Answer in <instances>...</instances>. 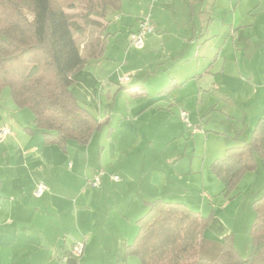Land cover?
I'll list each match as a JSON object with an SVG mask.
<instances>
[{
    "label": "crops",
    "instance_id": "obj_1",
    "mask_svg": "<svg viewBox=\"0 0 264 264\" xmlns=\"http://www.w3.org/2000/svg\"><path fill=\"white\" fill-rule=\"evenodd\" d=\"M246 1L224 0L222 12L218 9L220 0H131L128 8L145 4L153 12L149 14L158 31L160 28H170L165 26L166 13L170 14L172 26L178 27L176 36L182 45L178 54L184 58L196 37L200 40L204 36L206 44L213 43L217 55H220L236 30L264 26V19L256 16L258 13L263 17L264 0H251L255 4L249 11L247 9L246 14L253 18L248 20L239 14L241 8L245 9ZM181 4L186 7V18L182 20L179 17L183 10ZM123 9L124 0L120 11L113 10L116 12V19H121L117 13H121ZM144 15L136 19L134 32ZM131 16L130 13L125 19L128 21ZM129 22H133L132 18ZM109 24L106 32L110 37ZM155 38H162V35L151 34L144 47L146 48L147 43L155 45ZM254 41L262 49L264 33L260 36L253 35L249 40L241 36L231 46L237 51L249 48ZM217 58L225 60L222 69L225 72L229 59L221 56ZM99 59L90 60L74 76L76 82L72 91L79 103L88 110L106 84L91 69L92 61ZM256 73L258 76L262 75L259 84L252 83L241 71L239 77L252 86L256 93L260 90L264 92V73ZM248 74L251 78L255 77L253 71ZM172 81L180 83L177 87L186 82L179 81L176 76L172 77ZM3 105L0 104V127L8 126L11 133L0 145V264H68L62 261L79 241L84 242L85 249L83 255L75 259V264H143L138 257L127 254V245L138 234V220L148 210L147 203L158 198L185 202L202 214L208 210L206 214H212V220L206 236L222 240L233 234L240 254H249V222H244L246 230L243 236L238 237L239 232L228 225L224 217L228 207L237 203V198L228 200L219 198V193L214 195L222 180H216L213 172L205 171L208 164L214 161L213 156L210 161L205 160L198 166H194L192 160L190 163L179 164L186 156L181 153L169 157L168 167L157 166L158 158H141V163L136 164L137 158L132 159L127 154L128 151L125 154L119 141L111 135L101 136L97 142L95 139L99 131L89 144L70 143L68 151L64 152L44 143L41 132L35 127L34 118L29 121L24 116V109L18 108L16 103L14 106L10 104L8 109L11 113L7 115ZM261 114L258 118L264 119ZM253 122L252 119L246 125V131L240 128L238 138L241 139L240 136L245 132V136H248L249 131L254 129ZM251 126L253 129H250ZM26 128H32L33 132ZM228 146L225 145L218 152H224ZM120 155L126 156L119 157ZM150 162H153L152 165ZM101 170L105 173L96 184ZM115 174L120 175L121 180L112 179L111 175ZM193 174L198 175V178L194 180ZM41 184L47 188L41 195H37L36 191ZM213 188L216 191H212ZM256 198L258 196L253 195L244 209L248 215H251L250 209L253 215L252 204ZM243 205V201L238 204V211ZM247 217L249 221V216Z\"/></svg>",
    "mask_w": 264,
    "mask_h": 264
},
{
    "label": "rangeland",
    "instance_id": "obj_2",
    "mask_svg": "<svg viewBox=\"0 0 264 264\" xmlns=\"http://www.w3.org/2000/svg\"><path fill=\"white\" fill-rule=\"evenodd\" d=\"M130 1L124 0L123 11L117 13L121 19H116V12L110 11L108 32H111V36L107 51L104 57L92 61V71L102 83H106L103 90L94 98L90 109L104 121L102 130L97 133L95 140L98 142L101 136L111 135L119 141L125 154L128 151L127 154L132 159L137 158L136 164L141 163V158L142 160L158 158L156 165L164 167L169 166L167 164L169 157L180 153L186 156L179 164L190 163L192 160L194 166H198L205 160L210 161L212 156L214 159L223 156L225 151H218L225 145L242 143L243 141L238 140L240 128L246 131V125L251 123L252 119L256 125L260 113L264 115V92L260 90L256 93L252 86L240 80L239 75L241 71L252 83L259 84L262 75L258 76L256 72L264 73V47L261 49L254 41L249 48L236 51L231 44L241 36L248 40L253 35L260 36L264 33V26L236 30L220 55H217L213 43L206 44L204 36L200 40L196 37L188 47L189 53L182 58L178 54L182 49L181 41L176 36L178 27L172 26L171 15L168 13L165 16V26L170 28L168 30L160 28L159 31L155 30L148 35H162V38H155V45L147 43L146 48L140 49L133 44L131 36L134 33L136 19L153 12L145 7V4L129 9ZM254 4L255 2L247 0L244 3L245 9L241 8L239 14L247 20L253 18L246 12ZM180 6L183 9L179 14L182 20L186 18V7L185 4ZM223 6L224 0H220L219 12L224 10ZM130 13L133 20L131 23L129 22L131 18H128V21L125 19ZM222 15L221 13L220 16ZM256 16L264 19V14L263 17L258 13ZM218 56L229 59L225 72L222 71L225 60H219ZM251 71L255 74L253 78L248 74ZM122 76H129L130 80L122 83L120 82ZM175 76L179 81H186L185 84L174 90H166V86ZM0 95L2 96L0 104H4V112L9 115L11 113L9 105L15 104L10 89L8 87L2 89ZM183 112H186V116ZM24 114L29 121L33 120L34 115L29 109H24ZM252 126L250 129L255 127ZM252 132L253 130L249 131L247 137L245 132L240 136L241 139L250 141ZM205 171L213 172L211 164H208ZM155 174L157 176V173ZM214 176L216 180H221L217 175ZM192 177L195 180L198 175L193 174ZM220 182L221 185L214 195L219 193V198L228 200L237 198V203L231 204L225 212L226 222L239 232L238 237L243 236L246 230L244 222L245 224L249 222L251 237L255 214L253 212L252 215L250 209L251 215H248L244 209L253 195L260 197L264 193V160L260 161L256 171L247 172L242 177L238 188L229 196L223 193L224 184ZM220 188L222 189L218 190ZM212 191H216V188ZM242 201L244 205L238 211V204ZM207 212L204 215H209ZM249 254L243 257H248Z\"/></svg>",
    "mask_w": 264,
    "mask_h": 264
},
{
    "label": "trees",
    "instance_id": "obj_3",
    "mask_svg": "<svg viewBox=\"0 0 264 264\" xmlns=\"http://www.w3.org/2000/svg\"><path fill=\"white\" fill-rule=\"evenodd\" d=\"M122 6L123 0H0V91L8 87L18 108L33 113L45 144L66 152L70 142L87 145L102 129L104 123L79 103L72 87L75 74L104 55L109 10ZM178 85L172 81L166 90ZM238 140L243 142L228 146L211 163L227 196L264 160V119L255 125L250 141ZM147 205L138 234L127 245V254L143 264H264V193L252 204L248 257L236 248L233 234L222 240L206 236L212 214L160 198Z\"/></svg>",
    "mask_w": 264,
    "mask_h": 264
},
{
    "label": "built area",
    "instance_id": "obj_4",
    "mask_svg": "<svg viewBox=\"0 0 264 264\" xmlns=\"http://www.w3.org/2000/svg\"><path fill=\"white\" fill-rule=\"evenodd\" d=\"M156 30V26L153 23L152 17L150 14H146L142 20L140 21L138 28L132 34L131 40L133 44L137 48H143L145 46V40L150 33H153ZM130 80L129 76H122L120 77V81L123 83L124 81ZM183 115L186 116V112H183ZM11 133V129L8 126L0 127V145L4 142L6 137ZM104 172L101 171L100 174ZM114 180L119 181L121 179L120 175H112L111 176ZM46 185L41 184L36 191L37 195H41V193L46 189ZM85 244L82 241L76 242L71 250V257H80L84 253ZM69 257H65V260H68Z\"/></svg>",
    "mask_w": 264,
    "mask_h": 264
},
{
    "label": "water",
    "instance_id": "obj_5",
    "mask_svg": "<svg viewBox=\"0 0 264 264\" xmlns=\"http://www.w3.org/2000/svg\"><path fill=\"white\" fill-rule=\"evenodd\" d=\"M68 264H75L76 263V260L74 258H70L68 259Z\"/></svg>",
    "mask_w": 264,
    "mask_h": 264
}]
</instances>
